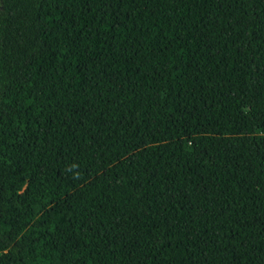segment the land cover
<instances>
[{
  "label": "trees",
  "instance_id": "obj_1",
  "mask_svg": "<svg viewBox=\"0 0 264 264\" xmlns=\"http://www.w3.org/2000/svg\"><path fill=\"white\" fill-rule=\"evenodd\" d=\"M0 264H264V0H0Z\"/></svg>",
  "mask_w": 264,
  "mask_h": 264
}]
</instances>
